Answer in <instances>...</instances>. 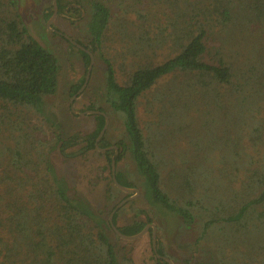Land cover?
<instances>
[{"label":"trees","instance_id":"trees-1","mask_svg":"<svg viewBox=\"0 0 264 264\" xmlns=\"http://www.w3.org/2000/svg\"><path fill=\"white\" fill-rule=\"evenodd\" d=\"M163 1L172 29L169 40L156 44L169 52L161 60L153 55L124 84L103 58V106L88 109L119 116L125 140L114 144L116 162L130 155L141 179L140 196L159 221L162 217L174 226L169 217L176 215L183 227L196 231L195 243L207 247L208 259L201 264H264V0ZM57 6L62 13L63 0ZM52 13L51 3L44 15ZM110 18L108 7L93 4L88 44L77 43L98 53ZM78 51L88 66L90 56ZM58 74L57 57L30 33L15 1L0 0V139L5 140L0 147V264H120L109 233L121 239L108 217L129 194L113 183L114 149L96 148L104 115L91 114L96 127L84 136L44 137L43 103L56 93ZM145 97L148 113L156 112L148 120L139 113ZM180 140L183 150L176 152ZM81 143L82 150L106 158L102 169L108 176L92 182L111 206L95 210L69 196L43 168L46 153L55 150L64 157ZM97 145H112L107 132ZM115 177L125 187L137 186L124 172L116 171ZM151 221L118 229L133 235ZM160 241L158 234L157 245ZM157 253L165 256L160 248ZM181 264L191 262L184 258Z\"/></svg>","mask_w":264,"mask_h":264},{"label":"rangeland","instance_id":"rangeland-1","mask_svg":"<svg viewBox=\"0 0 264 264\" xmlns=\"http://www.w3.org/2000/svg\"><path fill=\"white\" fill-rule=\"evenodd\" d=\"M14 1L20 18L30 33L58 59L57 91L44 99L41 116L44 125L43 131H46L43 136L48 137L50 141L54 135L79 133L84 136L94 130L96 127L94 116L81 113L90 110L88 108L91 106L94 108L103 106L107 70L105 61L112 65L117 82L124 84L137 67L149 64L153 55L159 54L157 60H161L169 52L163 43L156 44L163 42L162 40H169L168 34L172 29L171 12L163 0H157L150 4L145 2L136 4L129 0H63L65 4L63 12H58L51 22L50 26L53 30H49L47 27L50 16L46 18L44 15L48 13L52 0ZM96 3H102L109 8L111 15L109 29L103 37L100 51L93 55V66L85 88L71 100L74 95H71V90L86 76L88 66L77 47L71 44L64 35L76 42L88 44L87 27L92 19L93 4ZM156 45L160 46L162 50ZM103 58L107 60L104 61ZM146 101V97L141 100L139 113L143 119L148 120L156 112L148 113ZM192 112L194 116L195 109H192ZM107 116L109 119L105 131L107 139L112 144L110 146H116L115 142L125 140L122 123L117 114ZM164 126L166 127V125ZM2 141L5 140L0 139V147L3 146ZM167 141L175 140L168 139ZM52 143L47 144V140L45 141L47 145ZM83 146L84 143H81L68 149L64 157L56 153L55 150L51 153L45 152L46 163L43 168H48L55 183L64 188L69 196L84 201L95 210L101 209L103 204L111 206L112 202L108 203L104 199L103 193L99 195L93 184L95 182H92L93 177L100 176L104 179L108 176V171L102 169L107 167L106 158L92 151L88 153L82 150ZM182 147L183 142L180 140L174 151H182ZM249 151H253V149H249ZM71 152L76 153L73 156L68 155ZM251 153L253 156L255 155L254 152ZM2 160L4 157L0 156V163ZM211 167L215 168L213 162ZM0 168H2L1 165ZM134 168L132 158L128 153L120 161L115 162V172H124L128 181L138 186H134V188L139 189L137 197L127 201L114 213L116 216L115 226L123 228L136 220L148 222V219H151L152 221L148 224L155 225L156 240L158 234L161 238L157 248H160L174 264H181V260L184 258L189 259L191 264H201V261L204 262L208 259L205 255L207 247L201 243H195L198 234L191 226L183 227L176 215L169 217L171 222L175 223L173 226L162 221V217L159 221V218L153 214V210L140 196L141 179L137 176ZM238 185V183L234 184L235 187ZM124 198H121L120 201ZM177 222L182 226L181 228L177 226ZM109 235L115 245L116 257L120 264H157L150 245V228L145 235L133 241L121 238V240H117L111 233Z\"/></svg>","mask_w":264,"mask_h":264},{"label":"water","instance_id":"water-1","mask_svg":"<svg viewBox=\"0 0 264 264\" xmlns=\"http://www.w3.org/2000/svg\"><path fill=\"white\" fill-rule=\"evenodd\" d=\"M52 5H53V13L51 14V16L49 17L48 21H47V27L49 28V30H53V28L50 26L51 25V22L53 21V19L55 18V16L58 14V6H57V0H52ZM61 34V33H59ZM63 35V34H61ZM64 37L71 43L73 44L74 46H76L78 49L82 50V51H85L86 53H88V55L90 56V62H89V65L87 67V72H86V76H85V80L82 84V86L79 88V90L71 97V100L73 98H75L77 95H79L82 90L85 88L87 82H88V79L90 77V74H91V70H92V66H93V54L88 50L86 49L84 46L80 45L79 43H77L76 41L72 40L71 38H69L68 36H65ZM72 111H74V109H72ZM75 112V111H74ZM103 114L104 117H105V123H104V126L103 128L101 129V131L99 132L97 138H96V148L97 150H99L100 152H107L109 151L110 149H114V155L112 156L111 158V172H112V180H113V183L114 185L119 188L121 191H123L124 193H127V194H130L129 196L125 197L123 200H121L114 208L113 210L110 212V215H109V222L111 224V228L113 229V231L115 232V234L120 237L121 239H124V240H128V241H133V240H136L140 237H142L143 235H145L149 228L151 229V245H152V250L156 256V258H161L163 260H165L166 262H168V264H174V262L169 259L168 257L166 256H162L160 254L157 253V240H156V228H155V225L150 223V224H146L144 226V228L139 231L138 233L136 234H133V235H126V234H123L116 226L115 224L113 223V215L114 213L122 206L124 205L127 201H130L132 200L133 198L137 197L138 194H139V189L137 188H134V187H125L123 185H121L120 183H118L116 177H115V157L117 156L118 154V148L117 146H110V147H107V148H100L98 147V142L101 140V138L103 137L107 127H108V124H109V119H108V116L103 113V112H100V111H96V110H87L83 113H81L82 115L83 114Z\"/></svg>","mask_w":264,"mask_h":264}]
</instances>
